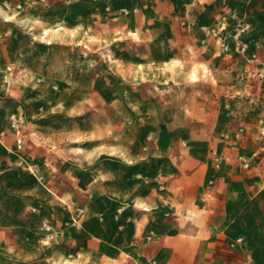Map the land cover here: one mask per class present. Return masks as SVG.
<instances>
[{"label": "rangeland", "instance_id": "rangeland-1", "mask_svg": "<svg viewBox=\"0 0 264 264\" xmlns=\"http://www.w3.org/2000/svg\"><path fill=\"white\" fill-rule=\"evenodd\" d=\"M246 137L264 185V0H0V264H137L149 180Z\"/></svg>", "mask_w": 264, "mask_h": 264}, {"label": "crops", "instance_id": "crops-1", "mask_svg": "<svg viewBox=\"0 0 264 264\" xmlns=\"http://www.w3.org/2000/svg\"><path fill=\"white\" fill-rule=\"evenodd\" d=\"M212 147L194 158V174L170 170L161 189L152 177L147 197H138L161 229L145 244L140 231L132 236L137 264H264V185L238 160L260 152L261 142L221 138Z\"/></svg>", "mask_w": 264, "mask_h": 264}, {"label": "built area", "instance_id": "built-area-1", "mask_svg": "<svg viewBox=\"0 0 264 264\" xmlns=\"http://www.w3.org/2000/svg\"><path fill=\"white\" fill-rule=\"evenodd\" d=\"M209 183H212V180H210V182Z\"/></svg>", "mask_w": 264, "mask_h": 264}]
</instances>
